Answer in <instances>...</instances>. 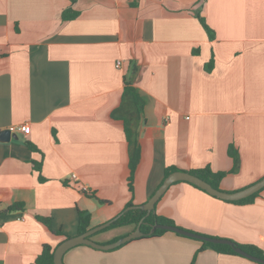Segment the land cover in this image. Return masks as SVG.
<instances>
[{"label": "crops", "instance_id": "1", "mask_svg": "<svg viewBox=\"0 0 264 264\" xmlns=\"http://www.w3.org/2000/svg\"><path fill=\"white\" fill-rule=\"evenodd\" d=\"M70 7L78 15L65 20ZM127 80L142 106L123 100ZM125 118L141 147L133 190ZM23 124L17 139L0 140V264H34L46 244L77 235L80 210L91 229L145 203L171 165L225 171L227 191L255 183L264 177V0H0V131ZM42 158L45 181L34 165ZM155 212L264 250V191L236 204L178 181ZM135 229L92 239L111 243ZM202 245L166 231L109 250L79 244L64 262L261 264Z\"/></svg>", "mask_w": 264, "mask_h": 264}, {"label": "trees", "instance_id": "2", "mask_svg": "<svg viewBox=\"0 0 264 264\" xmlns=\"http://www.w3.org/2000/svg\"><path fill=\"white\" fill-rule=\"evenodd\" d=\"M77 15H78V12L76 10H74L72 7H70V8H67L63 11L62 18L65 20L73 19ZM196 16L199 18L201 24L206 29V31L209 35V38L214 39L216 36L215 31L207 23L205 17L200 13V11L196 12ZM214 62H215L214 58H211L206 63L205 69L207 71H211L214 67ZM127 95H131L133 97L135 103L140 104L139 101H141L140 100L141 97H140L139 93H137L136 88L128 80L126 81L124 94H123V100L125 99V97ZM124 120H125L126 136H127L128 143L130 145L131 175L129 177V186H130L131 190H133V188H134L133 187V179H134V174L136 172L137 166H138L140 158H141V147H140V144L138 142V139L134 137L135 136L134 132H133L132 128L130 127L131 122L127 118H125ZM27 144L31 149L39 150V148L33 142L27 141ZM232 154H234L233 156L236 158V154L234 152ZM42 164H43V158L40 161H34L35 169L39 172V179L41 181H45L47 178L44 177V175L42 174ZM175 170H183V169H180V168L176 167L175 165H171V166L166 167L164 179L171 172H173ZM188 171L202 177L203 179L207 180L213 186H215L216 188H219V189H221L220 188L221 180L223 179V177L226 174L225 171H214L210 166H206V167H202V168H198V169H192V170H188ZM186 182H188V181H186ZM188 183H190L191 185L207 192L205 189H203V188H201V187H199V186H197L191 182H188ZM262 191H264V188H262L261 190L255 192L254 194H252L246 198L236 200V201L225 200V199H223V200H225L227 202H233L236 204H249V203L254 202ZM215 197H217V196H215ZM129 205H133V204L129 203L128 206ZM18 207H22V203L12 205L9 207L8 210H13V209H16ZM146 213H147L146 210H143L140 208L131 209L127 212H124L116 221H114L111 225L105 227L102 230H107V229L115 227V226H122V225H127V224H134L135 227H137L139 221L146 215ZM37 218L40 221H42L45 225H47L49 228H51V224H50L51 219L49 217L37 216ZM156 222L175 225V222L172 219L165 217V216H162V215H158V214H156V212L151 213L150 215H148L144 219V222L141 225L142 231H144L146 233V235H144V236H157V235H160V234L165 233L167 231L166 229L157 228L154 233L149 234V232L152 229V225ZM89 226H90V215L86 211L80 210L79 211L78 234L84 233L87 230H89ZM98 232H100V231H98ZM98 232L91 235V237H93ZM180 235H182V234H180ZM232 241L234 242V244L236 246L241 247L244 250H246L247 252L264 259V250L262 248H260L259 246L253 245V244H242V243H239V242L234 241V240H232ZM208 247H211V248H213L219 252H227V253L242 255V254L236 252L235 249L231 245L222 244V243H214V242H209V241H203V245H202L201 249H206ZM54 251H55V249H53L51 245L46 244L43 248V251L37 257L34 264H54ZM259 263H261V262H259ZM261 264H264V263H261Z\"/></svg>", "mask_w": 264, "mask_h": 264}, {"label": "water", "instance_id": "3", "mask_svg": "<svg viewBox=\"0 0 264 264\" xmlns=\"http://www.w3.org/2000/svg\"><path fill=\"white\" fill-rule=\"evenodd\" d=\"M19 137L17 132H12L10 128H6L0 131V140L3 142L10 141L12 138L17 139ZM178 181H188L191 182L203 189H205L208 193L211 195L217 196L221 199L225 200H231V201H236L240 200L243 198H246L255 192L261 190L264 188V177L256 181L255 183L244 187L239 190L235 191H227L223 189L216 188L213 186L210 182L207 180L203 179L202 177L191 173L190 171L187 170H175L171 172L160 184V186L156 189V191L153 193V195L148 199L143 204L140 205H129L127 206L119 215L114 217L113 219L107 221L106 223H103L101 225L95 226L89 230H87L84 233L77 234L71 237L66 238L64 241H62L58 247L54 251V264H66L64 262V254L72 247L79 245V244H88L91 245L95 248H100L104 250H109L116 248L122 244L127 243L128 241H131L133 239L139 238L141 236L146 235L144 231L141 229V225L144 222V219L150 215L151 213H155V208L157 202L160 200L162 195L167 191V189L175 182ZM134 208H140L143 210H146L147 213L146 215L139 221L136 229L130 233L129 235L123 236L116 241H113L111 243H99L95 240L92 239L91 235L96 233L99 230L104 229L105 227L111 225L114 221H116L124 212H127L131 209ZM157 228L161 229H166V230H171L175 231L179 234L194 237L197 239H201L203 241H209V242H214V243H222V244H228L231 245L236 252L249 257L253 260H256L258 262L264 263V259L258 256H255L246 250H244L241 247H238L234 244V242L231 239L228 238H220V237H213V236H208L204 234H200L198 232L185 229L181 226L178 225H173V224H166V223H159L156 222L152 225V229L149 232V234H152L155 232Z\"/></svg>", "mask_w": 264, "mask_h": 264}, {"label": "built area", "instance_id": "4", "mask_svg": "<svg viewBox=\"0 0 264 264\" xmlns=\"http://www.w3.org/2000/svg\"><path fill=\"white\" fill-rule=\"evenodd\" d=\"M122 65V61L121 60H118L117 61V66L118 67H121ZM11 131L12 132H26L28 131V125L27 124H23V125H18V126H12L10 127ZM71 178L75 181H78V175L76 173H73L71 175ZM81 189L85 192V193H89L91 192L90 188L87 186V185H81Z\"/></svg>", "mask_w": 264, "mask_h": 264}, {"label": "rangeland", "instance_id": "5", "mask_svg": "<svg viewBox=\"0 0 264 264\" xmlns=\"http://www.w3.org/2000/svg\"><path fill=\"white\" fill-rule=\"evenodd\" d=\"M167 231H171V230H167ZM175 232V231H174ZM175 233H177V232H175ZM178 234V233H177ZM200 234H202V233H200ZM205 235V234H204ZM209 236V235H208ZM194 238V237H193ZM221 238V237H220ZM197 239V238H196ZM198 240H200V241H202L203 242V240H201V239H198ZM192 264H195L194 263V261H193V263Z\"/></svg>", "mask_w": 264, "mask_h": 264}]
</instances>
